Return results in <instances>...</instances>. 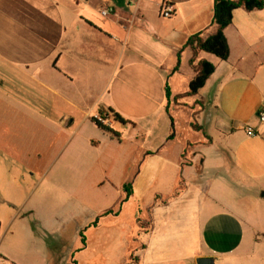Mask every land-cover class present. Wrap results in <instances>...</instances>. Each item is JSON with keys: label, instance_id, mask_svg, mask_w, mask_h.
I'll use <instances>...</instances> for the list:
<instances>
[{"label": "crops", "instance_id": "obj_1", "mask_svg": "<svg viewBox=\"0 0 264 264\" xmlns=\"http://www.w3.org/2000/svg\"><path fill=\"white\" fill-rule=\"evenodd\" d=\"M214 1L0 0V79L8 75L13 83L9 96L0 94V109H11L14 119L29 116L30 123L61 124L65 129L78 124L80 130L86 125L90 136L75 140L67 134L64 141L63 148L73 150L71 154L79 151L80 156H95L103 147L115 145L117 140L91 121L111 110L127 123L112 125L119 141L110 150L109 161L120 164L115 158L122 153L126 157L121 148L126 140L136 145L134 163L130 155V161L120 165L121 187L130 190V197L124 201L123 191L119 204L134 199L133 186L143 170L151 174L148 183L144 181L147 187L157 183L171 190L168 195L154 194V200H167L153 204L154 219L160 217L162 225L146 237L138 264H151V242H158V254L168 255L155 264H196L198 258H210L213 264H264V124L258 119L264 107V10L234 11L224 31L229 47L226 61L198 52L190 64L192 50L183 47L196 34L204 39L214 33ZM164 5L171 6L172 17L161 16ZM105 7L112 10L108 17L99 14V8ZM203 60L215 70L198 94L190 97L197 106L188 127L204 141L199 139L198 150L185 161L182 156L191 139L181 138L165 90L169 89L171 99L181 91L185 94L194 68ZM247 128L255 136L249 137ZM86 162L64 166L65 173H79L67 179L84 182V174L93 173L96 163L89 157ZM181 181L183 189L175 196ZM186 199L188 207L182 211L179 206ZM1 204L5 206L3 200ZM173 209L194 222L192 243L190 238L173 245L165 240V235H180L175 230L165 233ZM109 211L112 214L105 215ZM120 212L117 208L104 211L94 221L91 218L85 229L78 225L80 242V233L94 231L99 218L117 221ZM33 214L17 215L8 230L0 222V264H87L85 255L95 252L93 246L81 243L67 250L64 258L55 248L60 241L57 227L49 229L40 219L34 220V229H26L30 250L19 244L20 221L27 225L23 217ZM139 214L129 235L132 242ZM183 235L191 236L187 230ZM6 237L11 254L4 252ZM190 245L197 246L192 256ZM128 249L124 264H136L128 259Z\"/></svg>", "mask_w": 264, "mask_h": 264}, {"label": "rangeland", "instance_id": "obj_2", "mask_svg": "<svg viewBox=\"0 0 264 264\" xmlns=\"http://www.w3.org/2000/svg\"><path fill=\"white\" fill-rule=\"evenodd\" d=\"M7 78H10V81ZM0 81H3L4 85L3 89L0 88L1 91L4 90L0 94L5 93L9 96L13 86L11 76L6 75V78L0 79ZM183 81L184 78H182ZM183 88L181 84L178 87L179 91ZM183 93L184 91H181L178 93V97L172 98L168 108L172 117H175L176 121L180 123L181 138L191 139L186 147L184 157L185 161H188L195 149L198 150L199 147L196 144L199 143V139L200 143L204 140L201 136H194L188 127L191 119L194 120L193 112L196 111L197 104L193 98L183 97ZM10 111L12 112L11 109H0V222L2 228L5 227L8 230L14 227L12 221L16 219L17 215L24 216V213L33 211L32 216L23 217L27 225L22 224L24 221H20L21 225L19 226L22 228L19 232L21 235L19 244H24L27 250H30L32 244L26 229L28 227L34 229V220L40 219L41 223L47 225L49 229L57 227L55 232L60 241L57 242L55 248L58 251L61 249L65 258L67 250L81 245L77 237L78 225L85 229L88 225L86 223L91 218L94 221L102 212L117 208L121 211L117 221L109 217L99 218V226L94 231L86 230L84 234L86 244L93 246L95 252L87 253L84 262L87 264H124L126 250L129 248L128 259L130 256L132 262L138 264L140 255L147 246L146 237L154 234L156 225L157 228L162 225L160 217L154 219L153 209L156 205L153 204L164 203L167 200L163 201L161 198L154 200V194L159 192L168 195L171 190L168 189V186H164L165 189L161 188L157 183L153 188L147 187L151 174H147L143 170L133 186L134 199L123 205L119 204L121 197L124 196L121 187L124 176L119 171L120 165L123 166L122 161H130V155H132V163L137 159L135 143H129L126 140L122 144L121 148L126 153V157L122 153L121 158H115L116 161L121 160L120 164L111 163L108 157L113 146L116 148V143L118 144L116 140L115 145L103 147L95 156L85 153L80 156L79 151L71 154L70 151L73 150L69 151L66 147L63 148L67 134L75 140L88 137L90 134L87 132L86 125L80 130L78 124L65 129L66 127L61 124L30 123L26 120V117L29 116L22 114L14 119ZM88 157L96 162L93 167L94 172L84 174L86 176L84 182H82V178L78 183L67 179L74 178L79 173H65L64 166L87 163ZM125 175L127 177L128 174ZM87 177H90L91 180H88ZM186 177H188L187 174ZM100 179L104 183L101 182V185L97 186L98 183L95 182ZM104 179L107 181L105 182ZM178 188L176 191H180ZM2 200L5 206L1 204ZM188 202L189 199H186L180 204L179 207L182 208V211L184 206L188 207ZM9 204L13 206H9ZM13 207H18L19 211L13 210ZM137 213H140L137 218L143 220L145 227L136 230L132 242L129 240V235L132 233ZM168 213L170 214L171 211ZM170 215L173 220L168 222L165 233L175 230L180 235L174 238L165 235V240L171 241L170 244L173 245L175 242L183 243L186 238H190V243H192L195 237L194 222L188 221L184 215L175 210ZM160 216L164 218L163 213ZM44 228L48 229L46 226ZM184 230H187L191 236L185 237ZM13 232L17 236V231ZM155 241L160 240L155 239ZM157 245L158 242H151L149 246L148 258L151 264L157 263L159 258L162 260L166 255L162 254V256L157 253ZM4 248V252L11 254L12 244L8 242L7 237ZM195 249L197 246L190 245L189 254L191 256ZM158 264H164V262ZM189 264L193 263L189 262Z\"/></svg>", "mask_w": 264, "mask_h": 264}, {"label": "trees", "instance_id": "obj_3", "mask_svg": "<svg viewBox=\"0 0 264 264\" xmlns=\"http://www.w3.org/2000/svg\"><path fill=\"white\" fill-rule=\"evenodd\" d=\"M237 9H243L247 12H252L256 10H264V0H215L213 6V18L212 25L215 28V31L212 35L202 39L200 38V34H196L190 37L187 43L183 48H190L193 53V58L190 61V64L193 63V59L198 52H204L210 54L220 61H226L229 57V47L224 35L225 29L231 25L233 19V13ZM195 76L188 84V90L184 94L183 97H193L196 96L200 89H202L209 79V77L214 73L215 67L213 64L208 61H200L197 66L194 68ZM166 99L168 102L171 100V95L169 89L166 87L165 90ZM111 116L113 122L126 125V121L121 118L118 114L109 110L106 116ZM91 121L101 130L103 133L108 134L111 139H116L119 141V134H117L112 127L103 126L97 123L94 119ZM173 136H170L169 139H172ZM182 156V160H183ZM183 181L180 182L179 190L176 191V195H178L183 189L182 185ZM125 200L130 197V190L128 188H124ZM112 214V211L107 212L105 215ZM117 214V213H116ZM115 214V215H116ZM104 215V216H105ZM98 219L93 223V225H97ZM144 222L138 218L137 224L140 229H143L145 225ZM80 239L83 246L86 245L85 236L83 232L80 233Z\"/></svg>", "mask_w": 264, "mask_h": 264}, {"label": "built area", "instance_id": "obj_4", "mask_svg": "<svg viewBox=\"0 0 264 264\" xmlns=\"http://www.w3.org/2000/svg\"><path fill=\"white\" fill-rule=\"evenodd\" d=\"M111 9L108 8V7H105V8H99V14L102 16V17H108L110 14H111ZM161 16L163 18H170L172 17V15L174 14V11L172 10L171 6L169 5H164L162 6V9H161ZM92 119H94L97 123L103 125V126H108V127H112L113 125V119L111 118V116H106L104 114H96L95 116L92 117ZM258 119H259V122L261 124H264V107H262L260 109V112L258 114ZM246 134L249 136V137H253L255 136V133L254 131L251 129V128H247L246 129Z\"/></svg>", "mask_w": 264, "mask_h": 264}, {"label": "water", "instance_id": "obj_5", "mask_svg": "<svg viewBox=\"0 0 264 264\" xmlns=\"http://www.w3.org/2000/svg\"><path fill=\"white\" fill-rule=\"evenodd\" d=\"M195 262L196 264H213V260L210 258H198Z\"/></svg>", "mask_w": 264, "mask_h": 264}]
</instances>
